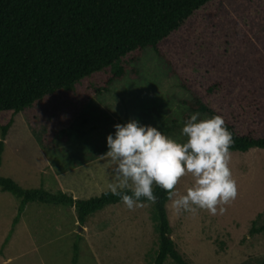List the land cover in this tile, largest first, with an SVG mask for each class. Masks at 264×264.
<instances>
[{"label": "rangeland", "instance_id": "374dc122", "mask_svg": "<svg viewBox=\"0 0 264 264\" xmlns=\"http://www.w3.org/2000/svg\"><path fill=\"white\" fill-rule=\"evenodd\" d=\"M131 57L123 60L125 75L108 90L94 92L110 74L98 72L30 109L0 112V139L1 126L12 121L3 139L0 175L16 177L24 188L45 185L56 191L51 186L59 179L42 172L49 171L43 157L50 151L43 152L51 148L42 140L53 130L60 136L63 126L68 141H53L54 148L72 152L75 165L60 175V185L75 198L98 195L114 180L104 154L115 124L136 119L184 141L181 130L190 112L183 101L196 98L239 134L264 135V0H211L162 40L158 51L146 47L136 61ZM209 117L200 113L198 119ZM230 168L238 195L222 215L198 210L177 216L170 200L166 203L172 239L187 264H261L264 231L248 230L252 222L264 223V149L231 151ZM191 183V177L182 178L176 190L183 193ZM4 194L12 203L0 201V215L13 216L18 199ZM142 204L135 210L122 201L105 206L81 225L72 206L28 203L7 251L12 262L0 264H71L74 245L76 264H154L158 218L153 203ZM11 229L12 224L7 235ZM162 264L177 263L167 257Z\"/></svg>", "mask_w": 264, "mask_h": 264}, {"label": "trees", "instance_id": "16d2710c", "mask_svg": "<svg viewBox=\"0 0 264 264\" xmlns=\"http://www.w3.org/2000/svg\"><path fill=\"white\" fill-rule=\"evenodd\" d=\"M211 0H0V112L18 113L30 109L55 93L72 88L82 79L98 72H110L95 93L108 90L127 70L123 60L136 61L146 47L158 51V45L176 31L195 11ZM214 87V85H212ZM211 89V88H210ZM209 91V90H208ZM190 114L221 115L200 98L184 100ZM234 144L230 151L264 149V135L239 134L224 117ZM12 121L1 126L0 164L3 139ZM42 140L46 147L53 141H68L67 127H60ZM168 129V128H167ZM170 134V133H168ZM64 149V148H63ZM0 191L18 199L12 229L31 202L62 204L75 209L83 225L87 217L105 206L122 201L103 191L88 198H75L62 190L48 191L42 186L24 188L10 176L0 175ZM130 194V193H129ZM158 197L153 207L158 218L159 248L154 264L170 257L177 264H187L171 236L165 190L154 186ZM141 202H148L142 198ZM6 236L5 244L10 234ZM249 233L264 231V223L252 222ZM77 246L71 264H76ZM264 264V254L261 259Z\"/></svg>", "mask_w": 264, "mask_h": 264}, {"label": "clouds", "instance_id": "9594fccd", "mask_svg": "<svg viewBox=\"0 0 264 264\" xmlns=\"http://www.w3.org/2000/svg\"><path fill=\"white\" fill-rule=\"evenodd\" d=\"M199 116L194 112L184 121V141L136 119L115 124L114 136L106 137L108 151L104 156L112 162L114 173L107 190L119 196L129 210L142 207V198L156 203L157 186L166 191L177 216L195 215L198 210L222 215L225 205L238 195L230 168L233 134L223 116ZM185 177H191L192 183L180 193L177 185Z\"/></svg>", "mask_w": 264, "mask_h": 264}, {"label": "crops", "instance_id": "0c3cea01", "mask_svg": "<svg viewBox=\"0 0 264 264\" xmlns=\"http://www.w3.org/2000/svg\"><path fill=\"white\" fill-rule=\"evenodd\" d=\"M5 142L7 143L8 142V139H6ZM47 151H50V154L49 153L46 154V156H48V157H46L44 155L45 157H43V160H45L46 161V164H48L47 165V168L49 169V171H46L45 172V170L42 169V172L45 173V174H49V176L52 179H54V178L56 180L59 179V181L61 182L60 175L61 174L63 175L64 173H67L68 174V171H71L70 168L72 167V165H75V163L73 161V158H72L73 157V154H72V152L68 151V149H63V148L60 149V151H58V149H55L54 147H51L49 150H46L43 153L45 154V152H47ZM2 162H3V160L1 159V164H2ZM110 163L112 164L111 161H110ZM1 164H0V168H1ZM43 167L45 168V166H43ZM10 177H12V176H10ZM12 178L14 180H16L15 179L16 177H12ZM59 181L56 182V183L54 182V184H52L51 187H54L56 190H59L60 189L62 191L68 192L71 195H73L74 197L77 196L74 193L73 190H70V189L66 188L67 186L60 185L62 183H60ZM43 186L45 187V185H43ZM4 193H7V192L0 191V201L7 202V201L10 200V198H8L9 196H5L6 194H4ZM10 202H11V200H10ZM26 206H27V204H26ZM26 206H25V208H24V210H23V212H22V214L20 216L19 221L14 226L13 231H12V233L10 235V238L8 239V241L5 244H3V242L5 240L3 237H6V235L8 233L7 231H9L10 226L12 224V220H13V218H14L15 215H13V216H12V214H11V216L0 215V245H2V247H4L3 252L0 251V262L1 263H5V262L6 263H9V262H12L11 259L13 257L7 251L11 247L12 243H14L13 237H15V235L20 231V229L18 227H19V224L21 223V220H22V217L24 215ZM15 214H16V211H15ZM23 225L24 224H22V226ZM55 227H56V229H58L57 223L55 224Z\"/></svg>", "mask_w": 264, "mask_h": 264}]
</instances>
